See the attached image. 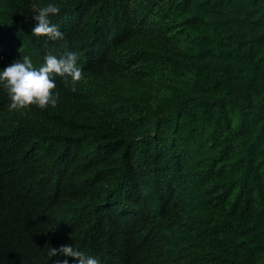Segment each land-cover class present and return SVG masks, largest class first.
I'll list each match as a JSON object with an SVG mask.
<instances>
[{
	"label": "trees",
	"instance_id": "1",
	"mask_svg": "<svg viewBox=\"0 0 264 264\" xmlns=\"http://www.w3.org/2000/svg\"><path fill=\"white\" fill-rule=\"evenodd\" d=\"M67 51L56 105L0 87V264H264V0H0V68Z\"/></svg>",
	"mask_w": 264,
	"mask_h": 264
},
{
	"label": "clouds",
	"instance_id": "2",
	"mask_svg": "<svg viewBox=\"0 0 264 264\" xmlns=\"http://www.w3.org/2000/svg\"><path fill=\"white\" fill-rule=\"evenodd\" d=\"M60 6L55 2L40 6L32 16L37 23L32 28V33L40 36L45 35L50 40H63L64 33L59 26L51 23V17L60 12ZM55 76L71 78L74 83L82 77V68L78 64V55L67 51L64 55H56L51 52L43 58L39 67H34L30 57L23 56L21 59L0 68V87L6 90L10 99L8 105L11 110H20L29 105L45 108L56 105L58 93ZM78 258L74 264H100V260L73 247L72 244H64L59 249L50 247L48 258L54 255ZM55 264H69L67 258L57 259Z\"/></svg>",
	"mask_w": 264,
	"mask_h": 264
}]
</instances>
